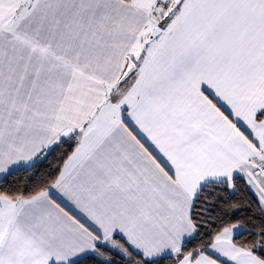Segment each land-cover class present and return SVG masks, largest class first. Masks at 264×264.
Returning a JSON list of instances; mask_svg holds the SVG:
<instances>
[{"label": "snow or ice", "instance_id": "obj_1", "mask_svg": "<svg viewBox=\"0 0 264 264\" xmlns=\"http://www.w3.org/2000/svg\"><path fill=\"white\" fill-rule=\"evenodd\" d=\"M0 264H264V0H0Z\"/></svg>", "mask_w": 264, "mask_h": 264}, {"label": "trees", "instance_id": "obj_2", "mask_svg": "<svg viewBox=\"0 0 264 264\" xmlns=\"http://www.w3.org/2000/svg\"><path fill=\"white\" fill-rule=\"evenodd\" d=\"M20 178H23V176H21Z\"/></svg>", "mask_w": 264, "mask_h": 264}]
</instances>
